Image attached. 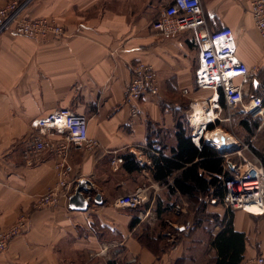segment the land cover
Listing matches in <instances>:
<instances>
[{
	"label": "crops",
	"instance_id": "0c3cea01",
	"mask_svg": "<svg viewBox=\"0 0 264 264\" xmlns=\"http://www.w3.org/2000/svg\"><path fill=\"white\" fill-rule=\"evenodd\" d=\"M11 1L0 0V7ZM252 1L201 0L206 28H230L238 58L254 69L244 87L245 100L264 97V41L249 13ZM171 2L32 0L25 15L55 20L64 28V37L37 41L11 32L0 34V231L20 215L28 218L26 230L0 252V264H126L132 258L134 264H214L218 251L212 242L226 221L244 237L239 264L264 258V215L229 211L221 203L205 202L203 215L194 220L192 212L187 215L195 227L172 241L166 238L154 244L165 227L163 221L169 220L165 222L169 226L181 224L175 215L190 209L183 203L176 206L182 212L163 210L173 199L147 170L129 173L122 164L111 165L113 158L131 154L141 167H150L148 141L174 145L176 121L188 116L190 103L212 94L194 87L197 50L190 33L166 37L151 28ZM137 62L157 72L159 92L145 95L138 103V116L131 117L122 99ZM223 102L222 115H231L224 120L228 133L218 128L220 121L211 124L214 130L248 146L242 154L256 158L264 168L255 154L264 153V119L243 116L238 108L229 112ZM64 108L87 117L88 135L99 146L92 151L71 149L68 196L56 207H36V199L56 182L55 158L44 153L33 166L25 164L22 152L32 133L30 122ZM236 152L221 155L225 161L227 157L240 163ZM81 179L91 183L89 208L70 211L68 197ZM141 185L152 186L151 199L141 211L146 215H137L139 222L130 229L134 214L116 209L113 202ZM95 194L101 204L92 202ZM156 197L160 216L154 210Z\"/></svg>",
	"mask_w": 264,
	"mask_h": 264
},
{
	"label": "built area",
	"instance_id": "2783aa9c",
	"mask_svg": "<svg viewBox=\"0 0 264 264\" xmlns=\"http://www.w3.org/2000/svg\"><path fill=\"white\" fill-rule=\"evenodd\" d=\"M32 0H14L0 7V34L11 32L16 36L31 40L45 41L60 39L65 35L64 28L53 19L29 18L25 10ZM249 13L254 26L264 41V0H253ZM152 30L166 37H175L182 33H190V42L197 50L196 65L194 67V87L197 91L207 90L212 94L207 100H197L189 104L190 112L187 116L191 128L190 139L200 150L205 138L199 136L192 123L194 105H205L206 116L211 117L204 127L220 121L222 106L220 97L223 96L227 111L238 108L243 116L253 119H264V97H251L245 100L244 87L249 84L254 69L247 67L237 56V43L230 28L224 27L215 31L206 28V21L202 10L201 0H172L164 7L151 24ZM131 77L125 86L122 105L130 111L131 117L138 116V103L148 94L159 92L157 72L152 66L137 62L131 67ZM187 93V91H184ZM212 114V116H211ZM229 114L224 119H230ZM32 133L26 141L22 158L27 166L36 164L40 156L49 153L55 158L56 182L36 199V207H56L61 198L68 196L72 167L68 162L71 149L92 151L98 148L99 142L88 135V119L69 109H58L50 114L33 119L30 122ZM212 132V131H210ZM235 145L237 141L230 137ZM236 152L241 159L234 163L226 157L224 169L230 177L222 179L224 195L219 202L216 198H206L210 205L221 203L229 211L240 210L251 215H264V168L256 158H246L243 150L248 146L239 145ZM213 148V147H212ZM159 150L157 144L150 148L152 153ZM120 157L113 158L111 165L122 164ZM230 163L231 170L227 163ZM152 186L141 185L133 191L119 196L113 206L120 210L138 211L150 202ZM182 212V208L176 207ZM28 218L20 215L9 227L0 231V252L7 249L14 238L21 235L27 228ZM176 233H166L172 241L180 232H188L194 226L190 221L185 224L171 225ZM132 258L126 264H134ZM245 264H264L263 257L248 260Z\"/></svg>",
	"mask_w": 264,
	"mask_h": 264
},
{
	"label": "trees",
	"instance_id": "16d2710c",
	"mask_svg": "<svg viewBox=\"0 0 264 264\" xmlns=\"http://www.w3.org/2000/svg\"><path fill=\"white\" fill-rule=\"evenodd\" d=\"M220 103L224 107L223 96L220 97ZM174 145L162 144L156 140H149L145 152L151 162V166H140L135 157L131 154H123L121 158L122 168L131 173L133 171L147 170L151 179L160 186H164L173 201L163 210L171 213L175 212L176 206H183L186 203L190 209L186 213L174 214L177 218H182L181 222L187 221V215L192 212L193 219L203 215L205 210V199L216 198L219 202L224 195L222 179L230 177V173L224 169V157L206 144H202L198 150L190 139L191 128L187 122V116L179 117L175 123ZM215 126H207V131H213ZM153 144L159 146L155 153L150 151ZM256 156L264 165V153L255 152ZM155 212L160 216L158 211V197L155 198ZM147 206L142 208L145 211ZM133 213L130 221V229L138 224V211L127 210ZM169 221V220H167ZM165 221V222H167ZM163 221L164 229L155 237L151 232H146V237L152 240L155 237L154 244L166 239V233L173 232L171 226ZM170 222V221H169ZM194 222V221H193ZM225 222V219H224ZM224 222H221L223 224ZM197 224V222H196ZM177 225H182L177 224ZM224 229L217 235L212 242V246L218 251V257L214 264H239L242 261L244 237L242 234L233 232L231 222L224 223ZM195 227V224L193 225ZM163 231V232H162ZM179 234H182L181 232ZM154 240V239H153ZM148 247L154 246L152 241L147 242Z\"/></svg>",
	"mask_w": 264,
	"mask_h": 264
},
{
	"label": "water",
	"instance_id": "95a60500",
	"mask_svg": "<svg viewBox=\"0 0 264 264\" xmlns=\"http://www.w3.org/2000/svg\"><path fill=\"white\" fill-rule=\"evenodd\" d=\"M211 142L218 145L221 150H217L210 143L205 142V144L213 147L222 155L231 154L237 150L239 147L236 146L233 140L228 136H225L222 131L214 130ZM228 167L233 170L230 163H227ZM91 183L86 179H81L77 182L74 192L68 197V209L70 211L85 212L89 208V200L91 190L89 188ZM92 202L95 204H101L102 200L99 194H95L92 198Z\"/></svg>",
	"mask_w": 264,
	"mask_h": 264
},
{
	"label": "bare ground",
	"instance_id": "6f19581e",
	"mask_svg": "<svg viewBox=\"0 0 264 264\" xmlns=\"http://www.w3.org/2000/svg\"><path fill=\"white\" fill-rule=\"evenodd\" d=\"M194 113L192 116V123L194 125V127L196 128L197 133L199 134V136L205 138V142L210 143L212 146H214V148H216L217 150H221L219 148L218 145L214 144L211 142V138L213 136V132L207 131L206 129H204V127L206 126V124H208L209 122H211L209 116H206V111L204 110V108L200 105H194ZM212 116V114H211ZM216 131H219V129H216ZM225 136L228 137V135H226L225 133H223Z\"/></svg>",
	"mask_w": 264,
	"mask_h": 264
},
{
	"label": "rangeland",
	"instance_id": "374dc122",
	"mask_svg": "<svg viewBox=\"0 0 264 264\" xmlns=\"http://www.w3.org/2000/svg\"><path fill=\"white\" fill-rule=\"evenodd\" d=\"M223 117L226 118L227 116H226V115H225V116L222 115V116L220 117V123H219L218 128L221 129V130H223L225 133H228V132H227V130L229 129V127H228V123H226V122L224 121V118H223ZM225 130H226V131H225ZM239 132H240V131H239ZM238 135H239V137H242V136H240V134H238ZM187 211H188V210H187ZM181 219H182V218H178L177 220L180 222ZM185 222H186V221L181 222V223H182V224H185ZM148 228H149V227H148ZM169 231H170V230H169ZM169 231H168V232H169Z\"/></svg>",
	"mask_w": 264,
	"mask_h": 264
}]
</instances>
